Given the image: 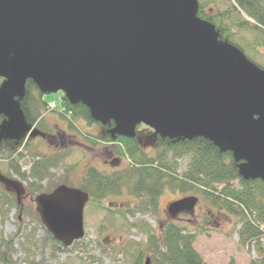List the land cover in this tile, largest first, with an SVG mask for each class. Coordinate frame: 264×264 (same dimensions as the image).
Listing matches in <instances>:
<instances>
[{"label": "water", "instance_id": "1", "mask_svg": "<svg viewBox=\"0 0 264 264\" xmlns=\"http://www.w3.org/2000/svg\"><path fill=\"white\" fill-rule=\"evenodd\" d=\"M197 7L196 0H0L1 134L30 130L18 100L31 79L44 94L62 90L81 102L95 121H112V134L131 137L143 124L162 137L201 136L229 150L244 179L264 182V70L220 41ZM0 184L21 204L20 180L0 173ZM88 200L65 184L33 198L40 222L66 247L84 236ZM197 202L184 196L167 214L192 215Z\"/></svg>", "mask_w": 264, "mask_h": 264}, {"label": "rangeland", "instance_id": "2", "mask_svg": "<svg viewBox=\"0 0 264 264\" xmlns=\"http://www.w3.org/2000/svg\"><path fill=\"white\" fill-rule=\"evenodd\" d=\"M196 1L197 5L203 4L204 10L212 16L224 11L231 4L230 0ZM240 16L254 23L244 12H240ZM226 26L233 33L231 35L233 42L241 46L253 62L264 67V35L252 29L238 28L230 22H227ZM60 94L61 91L56 90L44 95L51 109L45 111L43 118L38 121L44 122V126L49 129L48 135L42 136L38 132H33V129L26 135L24 131L18 130L13 134L14 138L5 139L7 133L3 135L0 131V143L4 140L12 142L10 148L2 146L0 149V172L5 176L20 179L26 190V194L21 199L25 213H19L14 202L15 205H12L6 213L0 214V235L9 240L5 250V254L10 259L9 264H29L31 260L39 264H132L140 252H142V264L148 256V264H152L151 255L146 248V232L151 230L159 235L161 226L166 221L186 223L192 229L196 228L197 235L193 248L206 264H249L251 260L260 257L254 249V244L240 241L238 235L240 224L237 218L216 212L200 199L192 215L181 213L174 218L169 217L167 206L172 201L189 195L168 189L160 195L155 210L140 204L125 191L120 195L102 199L98 204L88 202L83 210L84 236L68 247L60 244L61 249L54 250L48 239L49 232L35 212L33 198L36 193L27 190L28 182L35 180L33 178L22 180L11 173L7 166L9 162L14 163L18 153H21L22 157L17 159L16 165L22 172L28 173L33 160L41 156L64 154L63 161L52 168L49 177L42 181V192L47 193L62 183L82 188V180L89 166H95L106 174L118 172L122 168L117 165L110 166L111 161L119 156L115 147L109 149L113 146V142L104 141L93 146L84 140L85 136L95 138L104 133L112 135L111 131L109 129L102 131L101 125L89 123L80 116L70 119V115L61 110L58 99ZM17 126L22 125L17 124ZM59 130L74 135L71 139L74 142L61 137L64 132ZM136 130L138 144L153 153V149L156 148L154 131L144 125ZM34 131L41 130L36 128ZM17 143H25V146H16ZM109 151H112V154ZM119 157L125 165L128 163L125 156ZM178 163L177 173H181L186 161L178 160ZM1 189L5 190L3 186L0 187ZM5 191L14 194L10 190ZM0 264L4 263L0 261Z\"/></svg>", "mask_w": 264, "mask_h": 264}, {"label": "trees", "instance_id": "3", "mask_svg": "<svg viewBox=\"0 0 264 264\" xmlns=\"http://www.w3.org/2000/svg\"><path fill=\"white\" fill-rule=\"evenodd\" d=\"M230 1L227 9L213 16L204 10L203 4L198 5L196 15L214 26L220 41H227L236 46L248 60L264 70V67L253 62L244 53L241 46L233 42L231 36L233 33L226 26L227 22H230L238 28L252 29L264 35V0ZM240 12H244L254 23L241 18ZM58 99L61 110L70 115V119L80 116L89 123L101 125L104 130L111 131L114 127L112 121L104 124L95 121L86 106L81 102L71 103L64 92H61ZM18 102L26 122L30 125L37 124V129L39 128L43 134H48L49 129L44 126V122L38 121L48 110V103L33 80L25 81L24 94ZM141 126L137 125L136 129ZM136 129L135 135L131 137L109 133L95 138L85 136L84 140L93 146L104 141L113 142L118 155L125 156L128 160L121 170L111 174L103 173L95 166L86 169L82 189L88 192L90 201L98 204L102 199L120 195L125 191L140 204L155 210L160 195L166 189L182 195L196 194L198 200L216 212L237 218L240 224L238 232L240 241L254 244V249L260 255L249 264H264V182L258 178L244 179L239 173L240 162L234 160L232 153L229 150H222L204 137L176 139L155 135L156 148L151 153L138 144ZM11 144L12 142H4L0 144V149L2 146L10 148ZM18 145L25 146V143ZM63 155L41 156L33 160L28 173L22 172L16 165L17 159L22 157L21 153H18L16 162H9L7 166L11 173L22 180L33 178L35 181L28 182L27 190L40 193L43 191L42 181L49 177L52 168L63 161ZM178 160L186 161L181 173H177ZM0 187L2 188V185ZM14 202L18 212L25 213L23 204H17L15 194L0 190V214L6 213L15 205ZM161 227L159 235L151 230L146 232V248L151 255L152 264H206L193 248L197 235L196 228L192 229L189 224L176 221H166ZM48 239L54 250L61 249L60 243H56L50 234ZM8 245L9 240L0 235V261L4 264L10 262L5 254ZM141 255L142 252L132 264H142ZM29 264L39 263L31 260Z\"/></svg>", "mask_w": 264, "mask_h": 264}, {"label": "flooded vegetation", "instance_id": "4", "mask_svg": "<svg viewBox=\"0 0 264 264\" xmlns=\"http://www.w3.org/2000/svg\"><path fill=\"white\" fill-rule=\"evenodd\" d=\"M2 117H0V119H1ZM59 131H63V130H59ZM102 131H103V127H102ZM64 133H62V135H60L61 134V132H57L61 137L63 136V137H65V139H67L68 141H70V142H74V140H71V139H73V137H74V135H72V134H69V133H65V131H63ZM76 142V141H75ZM14 143V142H13ZM113 146H111L109 149H113L114 148V144H112ZM111 154H112V151H109ZM115 166V165H117L119 168L120 167H123V166H125V163H124V161L121 159V157H119V156H116L112 161H111V163H110V166ZM82 189V188H81ZM83 190V189H82ZM83 191H85V190H83ZM88 193V192H87ZM90 196V195H89ZM90 200H91V197H89V201L88 202H90Z\"/></svg>", "mask_w": 264, "mask_h": 264}]
</instances>
